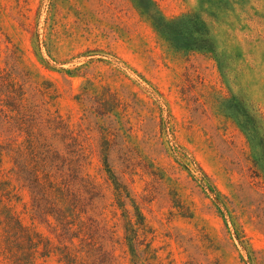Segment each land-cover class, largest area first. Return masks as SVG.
I'll use <instances>...</instances> for the list:
<instances>
[{
    "label": "rangeland",
    "instance_id": "rangeland-1",
    "mask_svg": "<svg viewBox=\"0 0 264 264\" xmlns=\"http://www.w3.org/2000/svg\"><path fill=\"white\" fill-rule=\"evenodd\" d=\"M154 1L166 19L198 12L218 41L221 64L209 53L173 49L131 0H0V26L36 75L52 83L56 107L73 124L88 115V104L80 101L88 87L110 89L131 105L117 112L127 114L133 128L134 166L126 168L115 156L114 170L133 191L164 264H264V177L219 99L244 97L264 113V0H253L250 12L240 4L218 14L201 0ZM193 161L232 200L255 253L242 250L194 180L188 170L196 171ZM10 168L5 157L4 169ZM90 173L105 185L99 157ZM28 200L21 193L13 202L16 212L56 241L33 219ZM109 211L111 224L117 223ZM117 237H123L120 226ZM124 250L118 255L128 264ZM40 264L60 263L51 256Z\"/></svg>",
    "mask_w": 264,
    "mask_h": 264
},
{
    "label": "trees",
    "instance_id": "trees-1",
    "mask_svg": "<svg viewBox=\"0 0 264 264\" xmlns=\"http://www.w3.org/2000/svg\"><path fill=\"white\" fill-rule=\"evenodd\" d=\"M131 1L173 49L209 53L221 64L218 41L198 12L166 19L154 0ZM201 2L218 14L233 11L240 4L250 12L248 5L254 1ZM2 62L5 66L0 67V264H40L51 256H56L60 264H123L118 255L122 248L128 264H164L153 245L154 232L133 191L114 170L115 156L128 164L126 168L134 166V148L128 142L133 128L129 127L128 115L117 112L128 111L131 105L123 104L110 89L100 92L88 87L80 95V101L89 106L88 115L75 125L56 107L52 83L36 75L26 63L23 51L0 26ZM63 71L73 74L71 70ZM219 99L223 115L233 120L245 136L250 157L264 177V113L244 97L231 95ZM94 132L98 133L97 139ZM178 149L187 153L184 147ZM5 157L11 163L8 170L4 169ZM95 157L100 158L107 174L106 186L90 173ZM193 162L196 171L189 167L188 170L194 180L212 199L242 250L252 252L232 200ZM21 193L28 196L27 206L33 219L50 229L56 241L23 222L13 206L14 200L21 199ZM110 209H114L111 212L117 223L111 224ZM119 226L123 230L121 239L117 237Z\"/></svg>",
    "mask_w": 264,
    "mask_h": 264
}]
</instances>
